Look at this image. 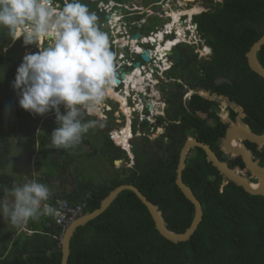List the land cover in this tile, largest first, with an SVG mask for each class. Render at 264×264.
I'll return each instance as SVG.
<instances>
[{"label":"trees","instance_id":"obj_1","mask_svg":"<svg viewBox=\"0 0 264 264\" xmlns=\"http://www.w3.org/2000/svg\"><path fill=\"white\" fill-rule=\"evenodd\" d=\"M53 1L60 6L64 3V0ZM209 1L212 8L194 15L193 20L211 46L212 55L210 59L199 58L187 43L174 48L171 55L174 65L167 73L171 80L163 86L169 106L165 116L159 117L164 133L151 140L148 121H143L144 135L132 142L135 164L122 166L110 179L99 183L82 179L76 165L74 187L65 189L61 198L75 205L84 204L82 215L99 208L101 201L117 186L133 184L160 207L169 230L179 233L190 227L195 207L176 185L180 150L188 137H195L210 145L220 160L227 161L221 150V139L228 125L218 115V101L198 93L185 100L189 89L227 97L243 107L244 121L253 133H264V78L250 68L246 56L264 33V0H224L217 7L213 6V0ZM81 2L96 14L97 23L105 20V13L97 10V1ZM150 21L159 23L161 19L152 17ZM152 27L143 26V29ZM11 39L8 29L0 26V72L5 77L15 78L25 49L33 52L39 49L36 45H24L22 37ZM258 60L264 67V45L258 52ZM6 87L10 113L0 112V195L12 189L11 176L4 170L11 151L10 137L18 124L24 126L28 118L35 115L20 107L19 90L14 89L12 83ZM235 115L233 111V117ZM222 116L229 120L225 111ZM138 125L136 119L135 133L139 131ZM56 127L58 125H52L50 133H43L39 148L45 161L50 163L46 158H52L53 164L44 168L46 179L56 177L65 181L71 163L77 159L71 147L52 146L51 133ZM99 130V149H95L102 157L112 164L128 157L110 138L108 130ZM82 140L88 141L85 137ZM248 147L264 158V149L260 151L250 142ZM58 149L65 154L60 163L55 162ZM85 154L89 158L96 156L95 151ZM228 156L240 158L237 154ZM236 163L244 164L240 158L230 167ZM236 170L241 175L244 173L240 167ZM183 180L200 200L204 211L203 221L189 240L173 243L164 238L147 207L134 192L124 190L100 216L75 230L68 264H264V195L250 194L232 181L226 184L224 175L207 160L201 148L189 151ZM254 180L256 182L257 178ZM55 199L49 197L48 201ZM27 223L34 231L31 235H16L15 226L0 227V264H61L64 228L52 215H40Z\"/></svg>","mask_w":264,"mask_h":264},{"label":"clouds","instance_id":"obj_2","mask_svg":"<svg viewBox=\"0 0 264 264\" xmlns=\"http://www.w3.org/2000/svg\"><path fill=\"white\" fill-rule=\"evenodd\" d=\"M101 3L103 4L102 9L97 10L109 13V5L105 4L103 0ZM54 4H57L58 7ZM116 4L122 5L121 3ZM112 16L117 18V23L112 24ZM112 16L106 18L104 23H97L96 14L91 12L81 0H64L62 6L53 0H0V26L8 29L11 40L15 41L22 37L24 45H36L39 49L37 52L23 56L22 62L16 69L13 88L19 90L18 102L23 109L33 114L42 115L43 119L55 114L58 127L51 133V144L55 148L67 149L81 142L83 135L96 123V121H85V116H99L102 108L105 107L106 98L111 96L109 91L116 82L114 64L121 62L125 70L129 69L130 71L128 73L126 71L124 74H130L133 71V65H129L127 62L136 55L137 61L134 62V67L141 69L140 65L136 64H142L141 54L143 52L137 53L136 46L138 44L144 47V45L152 44L149 41L147 43H130L119 38L120 41H127L129 44L118 48L113 40L117 39L115 38L116 29L121 14L112 13ZM97 24L106 28L107 31H102ZM196 26V23L195 26H191L195 28L194 31H197ZM122 27L123 25L119 26L118 33L123 34ZM161 33H163L162 38H165L166 34ZM176 35L178 36L177 33ZM184 39L173 45L171 50H174L180 43H186ZM45 41L48 42L47 46H44ZM144 48L147 49V47ZM120 51L124 52V56L118 58ZM197 54L199 58H202L199 52ZM171 62L172 64L165 72L164 77L160 79L161 82L158 80L159 76L155 75L154 80L157 82L153 84V87L148 88L152 97L153 92L155 94L158 91L157 84L163 82L162 84L165 86L170 82L171 79L167 73L174 65L173 59ZM144 64L147 62L144 61ZM141 71L144 73L143 70ZM165 78L166 82L164 83ZM115 92L119 94L121 100L111 98L112 103L110 98L108 99L109 104L113 106L112 110H108L110 113L109 122L115 120L114 113L116 111L123 112L121 109L125 96L123 97L120 92ZM195 93H197L196 90H190L188 94L191 97ZM139 96L143 100L147 99V96L142 93ZM153 99L156 100L154 97ZM114 106H119V109ZM61 109L65 112L62 113ZM153 109V104L151 109L147 104L144 115L149 116ZM243 113L245 112L243 111ZM137 114L139 115L141 112L138 111ZM123 118L125 120V115ZM134 121L130 140L135 134ZM123 127L125 126L123 125ZM111 139L117 144L112 137ZM121 147L127 152L131 150L129 148L128 151L123 146ZM132 156L134 158L133 153ZM10 195L13 198L11 203L0 201V217L7 218L14 225L25 224L30 219H38L40 215L54 216L57 214V210L51 205L43 204L42 206V202L51 204L55 200L48 201L51 195L49 187L35 179L13 187L10 190Z\"/></svg>","mask_w":264,"mask_h":264},{"label":"rangeland","instance_id":"obj_3","mask_svg":"<svg viewBox=\"0 0 264 264\" xmlns=\"http://www.w3.org/2000/svg\"><path fill=\"white\" fill-rule=\"evenodd\" d=\"M90 1H97L98 9L101 10L103 7V4L101 3L102 0H90ZM108 2L109 5L112 6L111 1H105ZM133 2H136L134 0H127L123 2V4L118 7V11H121L124 8L131 9L133 7ZM169 4V5H168ZM58 7L57 4H54ZM211 3L209 0H167L164 2L163 8L166 14L163 18L167 19V14L169 12L172 14L173 11H179V9H182V11L179 12H185L188 10H191L190 8H198V10H195L194 13L197 11H203V10H209L212 8ZM168 8V9H167ZM143 12H148L145 19H149L148 16L153 15L154 13L150 12L149 7L145 8ZM187 15V14H186ZM195 15V14H194ZM183 18L185 17L182 16ZM188 20L187 26H195L193 20L190 18V16H186ZM168 20V19H167ZM117 23V22H116ZM181 24V23H180ZM160 27V26H159ZM182 27V25H181ZM184 30V28H183ZM169 37V36H168ZM187 37V36H186ZM185 38V37H184ZM195 39L194 36L190 35L187 39H185L184 42L187 44H191V40ZM47 41L44 42V46H47ZM148 46V45H144ZM138 50V49H137ZM196 50V49H195ZM33 52L31 49H25L24 55ZM172 55V54H171ZM169 55V57H171ZM171 59V58H170ZM172 60V59H171ZM3 74L0 72V112L7 114L10 113L9 106H8V88L6 87L9 83L13 84V81L15 78L12 77H1ZM6 81V83H2ZM161 82V80H160ZM166 82V78L164 79V83ZM163 83V82H162ZM161 83V84H162ZM160 84V85H161ZM156 89L159 88V84H157ZM158 96V95H156ZM110 98V99H109ZM112 97L108 96L105 100L104 106L106 103H110L109 100L113 101L111 99ZM186 98V97H185ZM109 99V100H108ZM217 100H219L220 105L224 108L226 105L233 106L234 110L237 112V122L238 124L242 123V116L243 112L239 107H236L233 104H230L227 100H223L221 98L216 97ZM64 107L63 105H60ZM116 109H119V106H114ZM61 112L64 113L65 111L61 109ZM159 115H164L162 111H160ZM152 120H154V116L152 113L149 115ZM44 117V116H43ZM42 115H32L28 118V120L25 122V125L21 127V125L18 124V127L16 131L11 135L10 142H11V151L9 153L8 158V165H6V168L4 169L6 173H8L9 176H11L12 179V188L15 186L23 185L29 180H37L40 183H43L47 185L50 189V197H61L62 192L67 189L71 190L74 187L75 178L77 177V173L75 171V167L77 166V172L80 173L82 176L81 178L84 179H92L96 183L101 182L105 179H110L113 177L115 172H117L122 166L131 167L135 163V159L132 158V142L133 140H136V138H139L143 136V127L142 125H138L139 127V133H135L134 137L128 142V145L124 148H126L129 151V148L131 149L130 152H127L128 157H124L123 159H120L117 163L112 164L111 161L108 159H105L101 156V152L99 150L98 145L100 143V130H108L109 136L110 131L114 130L117 126H123L126 122V120L123 121V118L120 123H117L116 120H111L110 123L107 125L105 121L108 119L103 118L102 113L99 116H92L93 118H87L85 116V121H96L95 125L90 127L83 135L88 141L85 143L83 140L79 144H76L71 147V152L76 155L77 162L71 163L69 170L67 171L68 180H63L60 178L53 177L52 181L46 179L44 174V168H49L52 163V158H46L50 163L45 161V158L42 157V152L39 148V142L41 141L43 133L50 130V126L52 125H58L56 123L55 114H51L50 117H47L43 119ZM40 118V119H39ZM99 119V120H98ZM148 121V126L150 127V139L154 140L158 138L161 134L164 133V126H160V129H158L159 125L157 122H155V127H153V121L151 122L149 119L144 118ZM109 121V120H108ZM123 121V122H122ZM128 121V120H127ZM128 123V122H127ZM157 123V124H156ZM162 125V124H161ZM121 129V128H117ZM51 131H49L50 133ZM119 130L116 131L113 135L118 136ZM47 134V133H46ZM158 134V135H157ZM132 136V135H131ZM82 137V138H83ZM111 138V137H110ZM131 138V137H130ZM116 144V143H115ZM131 144V147H130ZM117 145V144H116ZM119 146V145H118ZM96 148V149H95ZM121 149H123L120 146ZM48 150L49 147H48ZM124 150V149H123ZM89 151H95L96 156L94 158H89V156L85 153ZM63 154V155H62ZM80 156V157H79ZM63 158H65L64 151L62 149H58L57 155L55 156V162H62ZM54 172L55 169H54ZM7 175V176H8ZM45 179L47 181H45ZM12 196L9 193H2L0 195V201H7L9 203L12 202ZM16 227V235L20 233H25L27 235H31L32 233H28V229L31 230V228L28 226V223L22 224V225H14L8 220L7 218L0 217V227L3 229H9V227ZM26 231V232H25Z\"/></svg>","mask_w":264,"mask_h":264},{"label":"water","instance_id":"obj_4","mask_svg":"<svg viewBox=\"0 0 264 264\" xmlns=\"http://www.w3.org/2000/svg\"><path fill=\"white\" fill-rule=\"evenodd\" d=\"M136 38H139L140 33H136L134 35ZM153 45L157 44V42H153ZM264 45V34L251 46L250 50L246 53L248 58V63L250 68L256 72L258 75L264 78V67L258 60V52ZM168 54H173V50H166ZM141 58L149 62L151 60L150 51L148 49H144L141 54ZM136 65H140L137 63ZM123 76V75H122ZM120 83V79L116 80ZM193 93V92H192ZM200 95L205 96L208 99H214V95H212L208 91H199ZM219 98H223V96H219ZM146 99V96H144ZM149 109L152 108V104L148 103ZM242 108V107H241ZM246 114L244 113V116ZM239 142L241 146H233L231 141ZM244 141H249L251 143H255L261 147L264 146V133L258 135L252 132L248 123L242 122L241 124H231V126L226 130V134L223 137L222 141V150L226 155L237 154L240 156L242 161L245 164L244 173L241 175L237 172V167H230L227 161H222L218 157L217 153L210 147V145L199 141L195 137H188L183 147L180 150L179 154V162L176 169V185L185 195V197L194 205L195 214L192 220L190 227L185 232H174L168 229L165 219L162 215V211L159 206L155 205L152 201H150L138 187L133 184H122L114 188L110 191L107 197H105L99 206V208L95 209L91 213L84 214L79 218L72 221L65 229L62 237H61V250H62V259L61 264H68L69 256H70V244L71 238L75 232V230L82 225L87 224L91 220L100 216L112 203L115 201L117 196L124 190H130L136 194V196L142 201V203L147 207L149 213L151 214L155 226L159 233L166 238L167 240L173 243H180L189 240L195 231L198 229L199 225L203 221L204 211L200 200L196 197L192 189L184 182L183 180V171L186 167V160L188 153L191 149L201 148L206 153V158L209 162L215 166L218 171L224 175L226 178V184L233 181L236 185L241 186L246 192L253 195H264V165H260L258 161L253 160L252 152L245 146ZM119 160H115L117 163ZM247 171H250L251 177H246ZM252 178H257V181L260 183V187L258 190H254L251 188V184L253 183Z\"/></svg>","mask_w":264,"mask_h":264},{"label":"flooded vegetation","instance_id":"obj_5","mask_svg":"<svg viewBox=\"0 0 264 264\" xmlns=\"http://www.w3.org/2000/svg\"><path fill=\"white\" fill-rule=\"evenodd\" d=\"M105 1H111L112 2V6L111 5H109L108 4V2H104L105 4H107V5H109V9H110V11H109V13H106V12H104L105 13V19L106 18H110L111 16H112V13H116V14H118V13H120L121 14V17H120V19H119V24H118V28L116 29V36H115V38H117V39H121V40H127L128 42H132V43H134V42H141V39L143 38V37H149L150 35H151V33H153V37L154 36H156L155 38V40H153V41H151V40H149V42H157V44H155V45H152V44H150V45H148V46H144V47H148L149 49H153V50H155L156 49V47H158V45H159V40H158V37H157V35L158 34H160L161 32H164L165 31V29L166 30H170V29H167V26H168V24L169 23H171L170 21H172L173 19H172V16H171V13L169 12V14H167V19H165V18H163L164 17V15L166 14L165 12H168V11H165L164 9H162L163 8V5H164V2H166L167 0H158V1H154V0H134V1H136V2H133V3H131V4H133V7L131 8V9H127V8H124L123 7V9L121 10V11H118L119 9H118V7H120V6H118L116 3H121V4H123V2H118V1H116V0H105ZM178 1V0H177ZM224 2V0H213V6L214 7H217L218 5H219V3H223ZM211 3V2H210ZM169 5V4H168ZM149 7V10H150V12L152 13H154L153 15H150V16H148L149 17V19L147 20V19H145V17L148 15L147 13L148 12H143V10L145 9V8H148ZM211 7V6H210ZM168 9V8H167ZM191 9V8H190ZM211 9V8H210ZM188 10V9H187ZM106 11H108V10H106ZM179 11H182V9H179ZM203 11H205V10H203ZM203 11H201V12H197V13H193V15L190 17L192 20H193V17H194V14L195 15H197V14H200V13H202ZM185 15V17L183 18L182 16H184ZM186 16H188V14L186 15V14H183V15H181V20H180V23L181 24H183L182 25V27L183 28H185V31H184V33H185V35L184 36H187L185 39H187L188 38V36H190V35H192V36H194V38L195 39H192L191 40V44H189L192 48H193V50L196 52V53H198L199 52V54H200V56H202V58H204V59H210V57H211V55H212V48H211V46L210 45H208L207 43H206V40H205V38L204 37H202L201 36V34L199 33V31H198V26H196V30L197 31H194V29L195 28H192L191 26H187V24H188V20H187V18H186ZM152 17H157V18H159V19H161V21H159V23H153V22H155V21H153L152 23L154 24H152L151 23V21H150V19L152 18ZM105 22V20H103L102 21V23H104ZM193 22H194V20H193ZM195 24V23H194ZM98 25V24H97ZM121 25H123V27H122V33L123 34H121V32H119L118 33V30H119V26H121ZM143 26L144 27H149V26H153L152 27V29H149V30H147V29H143ZM160 26V27H159ZM98 27L102 30V31H107V29L106 28H103V27H101V25H98ZM166 27V28H165ZM190 28H192L193 30H190ZM176 31H177V29L175 28V29H173V31H172V33H170V34H168V35H166L165 36V38H164V40L162 41V43L163 44H165L167 41H169V40H176L177 39V35H176ZM136 33H140V37L139 38H136L134 35L136 34ZM264 34V33H263ZM169 36V37H168ZM135 39V40H134ZM200 46H201V48H200ZM207 47V48H206ZM196 49V50H195ZM208 50H210V51H208ZM174 63V62H173ZM141 66H142V64H140V68H141ZM114 67L121 73V74H124V73H126V71H127V73H128V71H129V69H127V70H125V67L122 65V63L120 62V63H118V64H114ZM150 68H152V65H148L147 66V69H146V71H148ZM142 69V68H141ZM130 72V71H129ZM169 81V80H168ZM154 84H155V82H154ZM159 90L156 92L157 94H158V96H156L155 94H154V92H153V97L154 96H156V97H154V98H156V100H155V104H153V110H151L152 111V114H153V116H154V120H153V127H155V122H157L158 124H160L159 125V127H158V129H160V126H162L161 125V121H160V119H159V117L161 116V115H159V113H160V111H162L163 113H164V115L166 114V110H167V108H168V106H169V102H168V100H167V98H166V96H167V94H166V91L164 90V88H163V84L162 85H160L159 84ZM121 90H123V88H121ZM190 90H194V89H189L186 93H185V95H184V99L185 100H187L190 96H189V94L188 93H190ZM197 91V90H196ZM199 91H205V90H199ZM197 93H198V91H197ZM140 95V94H139ZM143 95V94H142ZM212 95H214V99H212V100H216V101H218V102H220L219 100H217L216 99V97H218L219 98V96L220 95H216V94H212ZM203 96V95H202ZM221 96H223V95H221ZM186 97V98H185ZM205 97V96H204ZM206 98V97H205ZM137 99H138V96H137ZM141 99L143 100V98L141 97ZM208 99V98H207ZM221 99H223V100H227L230 104H233V105H235L236 107H239L241 110H242V112H243V108H241V106H238V105H236L235 103H233V102H231L227 97H223V98H221ZM211 100V99H210ZM159 101V102H158ZM132 103H134V102H132ZM141 103V102H140ZM156 105H158V106H156ZM156 107V108H155ZM219 107H220V112L218 113V115L220 116V118H221V121L223 122V123H225V124H227L228 125V128L231 126V124H238V122H237V112H236V115L233 117V111H235L234 110V108H232L233 106L231 105V106H228V105H226V107H222L221 105H219ZM121 111H122V109H121ZM223 111H225L226 112V114H227V116H228V119L229 120H224L222 117V112ZM148 113V112H147ZM199 114H202V113H199ZM246 116V115H245ZM245 116L243 115L242 116V122H244V123H247L246 121H244V118H245ZM156 123V124H157ZM241 125H242V123H241ZM227 128V129H228ZM251 129V128H250ZM162 135V134H161ZM160 135V136H161ZM222 141H223V137H222V139H221V150H222ZM248 143H249V141H244V144H245V146L252 152V154H253V157H257V161H258V163L262 166V165H264V158L261 156V157H259L258 155H259V153H255V151H253V149L252 148H249L248 147ZM251 143V142H250ZM255 144V143H254ZM256 146H257V148H258V150H263L264 149V146L263 147H261V146H259V145H257V144H255ZM222 152H223V154L225 155V157H226V159H227V162L229 163V165L234 161V162H236V161H238L239 159H234V158H230L228 155H226L225 154V152L222 150ZM219 157V156H218ZM242 160V159H241ZM243 162V161H242ZM244 163V162H243ZM234 167H240V168H242V169H245V164H243V165H241L240 163H236V165L234 166ZM251 173H250V171H247V174H246V177H251V175H250ZM254 181V180H253Z\"/></svg>","mask_w":264,"mask_h":264},{"label":"built area","instance_id":"obj_6","mask_svg":"<svg viewBox=\"0 0 264 264\" xmlns=\"http://www.w3.org/2000/svg\"><path fill=\"white\" fill-rule=\"evenodd\" d=\"M191 30H193V29L191 28ZM164 33L167 35V34L172 33V31L165 29ZM176 33H177V31H176ZM152 35H153V33H151V35L148 38L143 37L141 39V43H147L148 39H152V37H153ZM113 42H116V44L118 45V48H123L127 44H129L127 41H120L119 39H114ZM136 43H138V42H136ZM109 46H110V44H109ZM137 48H139L141 51L140 52L137 51ZM144 49H145L144 47H141L137 44V46H136V52L137 53L141 54ZM147 49L150 51V57H151L150 62H147V64H144V60H142V66H141L142 69H139L137 67H134V62L137 61V58H136V55L133 56L131 58V61L127 62L129 65H131V66L133 65V71L130 74H123V77L121 78V73L115 68L116 80L120 79L121 83H118L116 81L115 84L111 87L113 90L122 93L123 97L125 96V98H124L125 106H127L129 109H131L130 132H131V127H132L134 119L138 118V124L139 125L144 121L145 117H146V119H149L151 122L153 121L152 118L149 117L147 114L144 115V112L146 110L148 102L155 104V101H154L151 93L148 91V88L153 87L154 82L155 83L157 82V80L156 81L154 80L155 75H158L159 76L158 80H160L161 78L164 77L165 72L167 71V69L172 64L168 53L165 54L163 57H160L156 51L157 47L155 50L149 49L148 47H147ZM130 50L132 52L131 48H130ZM123 56H124V52L120 51V53L118 54L117 57L121 58ZM148 65H152V68H150L148 71H146ZM141 70H143L144 73H142ZM131 76L132 77L136 76L137 78L140 79L138 87H136L134 83L130 82ZM121 88H123V90H121ZM140 93L146 95L147 99L142 101L140 96L137 99V96ZM110 97H112V96H110ZM131 101L134 103H132ZM112 109H113V106L111 104H109V103L105 104V107L102 108V112H101L103 118L109 119L110 113H108L109 112L108 110H112ZM138 111H140L141 114L136 115V112H138ZM123 115H125L126 122H125L124 126H126L127 120L129 119L128 115L125 114L124 112H118V111H116L114 113L115 120L117 121V123L121 122ZM123 121H124V118H123ZM122 127L123 126H118L117 128H122ZM117 128L114 131L110 132L111 137L114 140H115V138H114L113 134L118 130L120 132L122 131V129H117ZM137 133H139V131ZM43 204L51 205L52 207H54L57 210V214L53 216L54 220L56 221V223L59 226L63 227L64 230L72 221H74L75 219L82 216L84 206H85L84 204L75 205V204H73V203H71L68 200L63 199V198H57L51 204H49L47 202H42V206H43ZM33 232H34L33 230L28 229V233H33Z\"/></svg>","mask_w":264,"mask_h":264},{"label":"bare ground","instance_id":"obj_7","mask_svg":"<svg viewBox=\"0 0 264 264\" xmlns=\"http://www.w3.org/2000/svg\"><path fill=\"white\" fill-rule=\"evenodd\" d=\"M195 10H198V8H191V10H187V11H185L183 13L179 12V11H173L172 12L171 16H172L173 20L170 21L171 23L168 24L167 29H170L171 31H173V29L176 28L177 29V33L179 35L177 36L176 40H169L165 44L161 43V40L162 39L164 40V38H162L163 37V33H160V34L157 35L158 40H159V45H158L156 51H157V54L160 57H163L165 54H167L166 50H171L173 45L177 44L178 42H180V41H182L184 39V37H185L184 36L185 35V33H184L185 28L183 30V27H181V24H180L179 20L181 18V15H183V14H188L191 17L193 15V13L195 12ZM197 12H201V10L197 11ZM111 20H112V24H115L116 21H117V18L115 16H112ZM155 37L156 36L152 37V39H148V41L149 40H151V41L155 40L156 39ZM137 49H138L137 51H139V52L141 51L139 48H137ZM208 51H210V50H208ZM130 82L134 83L135 86L138 87L140 79L137 78L136 76H134V77L131 76ZM109 95H111L112 98H114L116 100L117 99L121 100V97L119 96V94H117L112 88L109 91ZM154 97H156V96H154ZM156 106H158V105H156ZM122 110H123V112L125 114L128 115V118H129L128 119V123H127V125L125 127L121 128L122 131L121 132L119 131L118 136L115 137V135H114V138H115V140H116L118 145L126 147L128 145L129 138L131 137L132 133L130 132V125H131L130 113H131V109H129L127 106H125V101L122 102ZM231 143H232L233 146H237V147L241 146V144H239V142H235L234 140H232ZM238 148H240V147H238ZM255 161H257V160H255ZM250 187L253 188L254 190H258V188L260 187V183L258 181L253 182Z\"/></svg>","mask_w":264,"mask_h":264},{"label":"crops","instance_id":"obj_8","mask_svg":"<svg viewBox=\"0 0 264 264\" xmlns=\"http://www.w3.org/2000/svg\"><path fill=\"white\" fill-rule=\"evenodd\" d=\"M52 181V180H51Z\"/></svg>","mask_w":264,"mask_h":264}]
</instances>
